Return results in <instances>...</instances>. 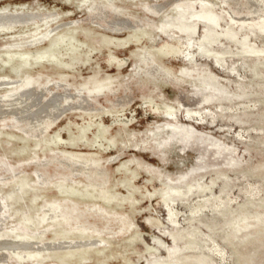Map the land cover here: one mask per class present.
<instances>
[{
	"label": "rangeland",
	"instance_id": "374dc122",
	"mask_svg": "<svg viewBox=\"0 0 264 264\" xmlns=\"http://www.w3.org/2000/svg\"><path fill=\"white\" fill-rule=\"evenodd\" d=\"M89 3L0 0L2 11L54 12L52 27L79 21L55 34L76 40L52 52L49 41L3 48L37 25L0 30V76L58 82L49 88L71 96L94 79L112 89L96 96L92 113L63 101L38 126L29 112L25 119L0 103L2 115L10 110L0 114V159L12 165L0 164V240L26 235L33 254L69 229L59 211L73 207V227H105L87 233L104 245L86 249L83 260V250L44 252L42 264H264V0H114L107 15L132 28L120 32L90 22ZM85 204L106 208L109 220ZM16 252L20 258L5 252L2 264H33Z\"/></svg>",
	"mask_w": 264,
	"mask_h": 264
},
{
	"label": "bare ground",
	"instance_id": "6f19581e",
	"mask_svg": "<svg viewBox=\"0 0 264 264\" xmlns=\"http://www.w3.org/2000/svg\"><path fill=\"white\" fill-rule=\"evenodd\" d=\"M87 1L88 2L90 1L89 5L87 6V9H88V12H89L88 19L93 24H98V25L102 26V28L105 31H108V32H112V31L120 32L122 30H128V29L132 30L131 25L128 23L127 20L115 18L116 15L114 16V18L113 17L109 18V16L107 15V12H106L107 11L106 10L107 7H109V8L111 7L114 10L117 9L116 6L113 4L114 0H87ZM260 1L261 0H259V2ZM261 3H263V1ZM256 5H257V3H256ZM163 8L164 7L159 6V7H156V10L158 12H161V11H163ZM53 13L40 14L39 12L38 13H30V12H17V11L11 12V11H2V10H0V30L1 31H3V30L4 31L5 30L9 31V30H13L14 28H17V27H27L29 25H37V27H38L36 29V31L34 30L35 34H33L31 36L28 35V37L19 36L18 40H13V41H15L14 43L8 44L6 47H3V48L5 50H7V49L14 50V49H19V48H23V47H32V46H35V45H40V44H43L45 41H49L50 44H49L48 50L49 51H51V50L54 51V50L58 49V47L61 44H65V45L69 44V45H71L70 41H75L76 40L73 35H71V34L69 35L68 33H63V34H61V33L58 34L57 33V35H55V34H56V32H58V30L63 28V26L65 24H68V26H71V25L77 24V22H79V21H77V22L70 21V22L63 23V24H56L55 26L52 27L51 24L52 23H56V20H57L56 14H53ZM206 16H208V15H206ZM262 16L263 15H261L260 17H262ZM204 17L205 16H202V18H204ZM40 23H42V26L45 27L43 30H41L40 26L38 25ZM54 35H55V38L52 39V37ZM93 51H94V49H93ZM15 54H18L19 56H25V54H22V53L20 54V53H15V52L8 51V55H10V56L11 55L14 56ZM36 56H37V58L43 57V55L41 53H39V52L36 53ZM27 61H28V59L26 58L24 61H22L21 65H23V64L26 65ZM141 61L142 62L145 61L146 63H150L151 62L150 58L146 57L144 55H143V57H141ZM12 70L15 71L16 68H12ZM16 73L18 75V72H16ZM43 82L44 81L43 80L40 81L39 78L35 79V78H32V77H29L28 75H26L25 78H23L21 76H16V78H12V77H9V76H3V77L0 76V88L3 87V88L8 89L6 91V93L0 95V103H4V104H6V106H9L8 109H11V111L10 110L9 111L13 112V113H14L13 108L14 107L16 109L18 108L21 111V114L24 115L22 118H25L26 116L28 117V115H29V119H31V120L34 119V121H35L34 123L36 124V126H38V124L42 123V119L45 118V114H47V110L48 109L52 110V114H54V116H56L60 112H62V110L65 109V107H61L62 106L61 102H63V101H65V103L66 102L68 103V101L70 100L72 105L69 103L71 105V106L69 105V109H71V110H78V111H81V112H84V113H92L93 110H94V108L92 106V102L95 101L96 96L104 93L106 90H109V91L112 90V89L109 88V86H110L109 82H107L105 80L101 81V80L94 79L88 84V86L86 88H84V89H76V91H75L76 95L73 94L74 96H71L68 93L69 91L65 90L66 88L62 92H57L58 90L54 92L51 88H49L50 86H53V87L59 89L61 87V85L58 82L51 83V81H49L47 84H44ZM82 95H86L87 99L84 96H82ZM113 103H115V102H113ZM122 105H123V103H122ZM0 107H3V106H0ZM27 107L29 109H26ZM31 108H34V110H32L30 112ZM164 109H167V108L164 106ZM9 111H8V114H9ZM20 111H18V112H20ZM3 112L5 114H7L5 111H3ZM48 112H50V111H48ZM95 112H97V111L95 110ZM13 113H10V114L14 115ZM26 113H28V114L26 115ZM0 114H1V112H0ZM5 114H3V115H5ZM3 115L1 114V116H3ZM49 117H50V115H49ZM118 118L119 117H117V119ZM18 119H20V118L16 117L14 119V121H18ZM53 120H54V118H53ZM31 122H33V121H31ZM31 122H29V123H31ZM50 123H51V121H50ZM36 126H34V127L36 128ZM42 160H41V162H42ZM109 161H111V160L109 159ZM28 163H26V164H28ZM32 163H33V161H32ZM0 164L1 165H7V167H9V170L12 169L11 168L12 165L11 166L8 165V163H5V161L3 159H0ZM85 164L88 165V166H96L97 162H95V161H91V162L87 161ZM88 169H90V168H88ZM72 171H74V170H72ZM16 174H17V172H16ZM37 176L40 177V174L37 175ZM10 180H12V179H10ZM104 184H106V183H104ZM40 185H41V183H40ZM10 187H11V185H10ZM17 189H15V191ZM100 198L101 199H107V196L105 194H102L100 196ZM6 207L7 206L3 202V198L0 197V224L3 223V220L5 218H7L6 217L7 216L6 215V210H4V208H6ZM55 207H57L59 209L61 207V204L60 203H58V204L54 203V204L50 205L49 210L52 211V214H54V216L56 217L55 214L57 213V210H56ZM84 208H86L87 211L95 212L100 217H102L105 221L109 220V216H110L111 213L106 208H104L102 206L95 205V204H91V205L85 204ZM8 210H10V209H8ZM72 212H75V208H73V207H68V211L66 213H63L62 210L59 211V213L61 214V217L63 218L65 223L69 226V229L61 228L60 230H58V232H55L54 238H53V243H51L50 245H47L45 243H39V245L36 246L37 247L36 248V252L33 253V254H30V252L28 251L30 249V247L32 248V246L30 245L26 235L23 236V235L17 234V236H16L17 240H0V264H2L3 262L4 263L6 262L5 261V259H6L5 255H3V254L5 252H7V251L16 254V256L18 258H20V254H18L16 251L21 250L24 253L22 259H27V258L28 259H34L33 260V264H42L40 260L42 259V256H43L44 252L48 253L51 250L52 251H59L58 249H61V250H63V249H65V250H77V251L83 250L82 253H79V255H78V257L81 260H83V259H85L84 255H85V250L86 249L104 245V240L103 239L92 241V240H89V237H91L93 234L98 236L100 233L103 232L102 229H105V227H102V229H94V228L91 229V228H89L88 226H86L84 224H81V225L79 224V226H76V228H74L73 226H75V224H78V223L76 221H73L74 219L71 218V215L70 216L67 215V214H72ZM45 215H47V214H45ZM49 219H53V217H51V215H50L48 220ZM75 219H77V217H75ZM262 220H264V219H262ZM84 221H85V219H84ZM120 222H122L121 223L122 225H125V222H123L121 220H120ZM262 224H264V223H262ZM261 227L262 226H260V228ZM72 229H75V231H78L80 233L76 237L77 241L74 238L68 237V235H67L70 231H72ZM11 230L12 229H10V231ZM23 231H24V229H23ZM44 232L45 231H43L42 233H44ZM88 232H90V235L91 234L92 235L91 236L87 235ZM24 233H25V231H24ZM39 234H41V231L39 232ZM34 239H35V237H34ZM60 239H63V240L64 239H69V241H64V242L61 243V242H58ZM34 245H37V244H34ZM70 253H71V251H68L67 255H69ZM200 260L197 259L198 263H202V261L200 262Z\"/></svg>",
	"mask_w": 264,
	"mask_h": 264
}]
</instances>
